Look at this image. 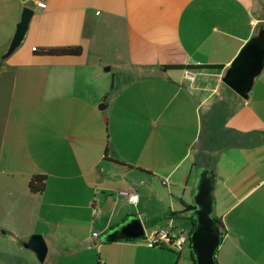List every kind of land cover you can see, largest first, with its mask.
Instances as JSON below:
<instances>
[{"label":"crops","instance_id":"obj_1","mask_svg":"<svg viewBox=\"0 0 264 264\" xmlns=\"http://www.w3.org/2000/svg\"><path fill=\"white\" fill-rule=\"evenodd\" d=\"M256 5L0 0V264H181L183 253L145 239L188 232L201 168L223 224L217 263L264 264V68L246 100L223 83L260 31ZM24 8L29 30L6 57ZM67 46L83 54L32 53ZM173 65L201 69L159 68ZM35 175L46 176L41 194L28 190ZM130 216L143 238L102 241ZM34 234L46 263L25 248Z\"/></svg>","mask_w":264,"mask_h":264},{"label":"water","instance_id":"obj_2","mask_svg":"<svg viewBox=\"0 0 264 264\" xmlns=\"http://www.w3.org/2000/svg\"><path fill=\"white\" fill-rule=\"evenodd\" d=\"M34 10L24 8L21 18L11 39L6 57L10 56L23 42L28 30ZM264 68V28L252 38L234 59L223 78L225 86L241 99H248L255 79ZM109 70V68H107ZM107 106L101 104L99 110ZM199 181L193 196L194 208L189 217L192 228L189 234L190 251L194 264H218L217 251L222 243V233L219 221L214 216L215 199L213 196L215 179L211 171L201 168L198 171ZM145 236L141 220L130 216L125 222L109 230L102 236L103 242L118 240H139ZM25 248L32 250L39 263H44L48 248L42 235L34 234L25 244Z\"/></svg>","mask_w":264,"mask_h":264},{"label":"trees","instance_id":"obj_3","mask_svg":"<svg viewBox=\"0 0 264 264\" xmlns=\"http://www.w3.org/2000/svg\"><path fill=\"white\" fill-rule=\"evenodd\" d=\"M264 28V25L260 27V30ZM34 56L40 57H80L83 54V49L79 46H67V47H53V48H37L33 50ZM161 71H168L172 69L184 70L189 68L173 65V66H161L159 67ZM191 70L201 69L198 66H193ZM46 187V176L44 175H35L32 176L28 182V190L31 194H41ZM194 206L185 205L183 213H189L193 210ZM192 222V219L189 217ZM221 229H223L222 222L218 219ZM222 233V231H221ZM190 261L191 264H194V260L190 251Z\"/></svg>","mask_w":264,"mask_h":264},{"label":"built area","instance_id":"obj_4","mask_svg":"<svg viewBox=\"0 0 264 264\" xmlns=\"http://www.w3.org/2000/svg\"><path fill=\"white\" fill-rule=\"evenodd\" d=\"M36 5L39 8H45V3L37 2ZM120 195L126 197L129 203L135 202V195L130 192L121 191ZM189 234L190 232L178 231L172 227L160 228L147 234L145 240L151 246L168 248L179 255H182L185 250H189L190 255Z\"/></svg>","mask_w":264,"mask_h":264},{"label":"rangeland","instance_id":"obj_5","mask_svg":"<svg viewBox=\"0 0 264 264\" xmlns=\"http://www.w3.org/2000/svg\"><path fill=\"white\" fill-rule=\"evenodd\" d=\"M257 2V5L256 7L258 8L257 11H259V17L262 19V23L260 24L261 26L264 25V0H256ZM178 66H183V67H187L189 68V70H191L190 68H192L193 66L192 65H178ZM108 67V66H107ZM107 69V68H106ZM107 75L111 78L112 76L116 75L115 77H117V71L112 69L111 71H108L107 72ZM200 169V166H197V168H195V170H199ZM187 226H182L180 228L182 229H186L188 230V232L191 231V228L192 226L190 225V222H186ZM189 224V225H188ZM183 255H184V259H182V262L181 264H191V261H190V255H189V250H185L183 252ZM45 262V261H44ZM46 263V262H45ZM48 264V263H47Z\"/></svg>","mask_w":264,"mask_h":264}]
</instances>
